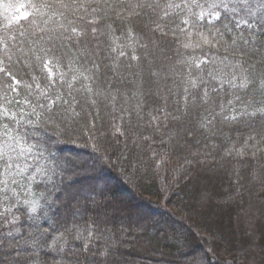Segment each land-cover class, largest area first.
<instances>
[{
    "label": "trees",
    "instance_id": "16d2710c",
    "mask_svg": "<svg viewBox=\"0 0 264 264\" xmlns=\"http://www.w3.org/2000/svg\"><path fill=\"white\" fill-rule=\"evenodd\" d=\"M29 2L0 0V41L9 45L6 52L0 43V67L25 83L40 75L24 66L32 55L28 49L43 43L32 44L37 33L16 19L21 15L16 9ZM96 27L102 33L99 42L86 37L77 49L64 41L69 46L62 51L66 61L74 59L95 72L93 87L102 93L98 105L88 109L81 102L79 116L69 112L57 122L33 114L40 126L20 129L33 134L30 163L46 174H37L28 197L38 201L37 212L25 215L20 209L18 224L0 223V264H66L53 240L73 220L80 225L96 221L91 250L80 254L79 245L73 248L88 264L106 259L117 264H264V117L257 111L264 107V52L229 57L255 63L248 88L225 84L221 89L213 82L219 95L185 109L189 51L173 43L171 35H161L158 46L151 44L145 27L134 29L129 39L111 12ZM149 27L155 26L149 22ZM112 47L128 53L116 67ZM133 49L140 61L130 59ZM214 54L215 49L209 56ZM93 62L100 65L98 72ZM4 78L0 72V81ZM253 111L255 116L247 114ZM234 115L237 121L230 119ZM152 116L158 119L150 127ZM244 141L243 157L235 151L228 155ZM85 161L87 170L81 171ZM134 210L142 214L132 220Z\"/></svg>",
    "mask_w": 264,
    "mask_h": 264
},
{
    "label": "snow or ice",
    "instance_id": "6c2138e0",
    "mask_svg": "<svg viewBox=\"0 0 264 264\" xmlns=\"http://www.w3.org/2000/svg\"><path fill=\"white\" fill-rule=\"evenodd\" d=\"M16 11L21 13L16 19L25 21L37 33V40L31 43H43L38 48L28 49L32 55L24 66L31 67L33 73H40L39 76L32 75L31 83L23 82L0 67L5 77L0 81V92L3 93L0 95V223L12 226L19 222L16 212L20 209L24 210L25 215L37 212L38 201L29 200L28 197L33 191L37 174H46V170L30 163L29 157L36 149V145L29 142L33 134L20 129L40 126L39 121L31 119L33 114L46 116L52 122H57L58 116L67 119L65 114L69 112L79 116L76 108L81 102L83 107L92 109L98 105L102 95L98 88L93 87L95 72L92 69L84 68L83 64L77 66L74 59L66 61L67 53L62 49L69 45L64 44V41L71 42L70 46L77 49L85 43L86 37L99 42L102 33L96 25L109 12L114 13L125 26L129 39L134 38V29L138 27L148 28L152 34L148 37L149 42L157 46L161 35H171L173 43H179L191 56L190 60L184 61L188 68L183 96L185 109L195 107L197 100L209 104L213 93L219 95L213 82L218 83L221 89L225 84L234 89L248 88L253 83L250 76L256 70L255 63L250 64L248 60L233 61L229 57L237 54L249 56V50L264 52V0H165L163 4L161 0H30ZM149 22L155 27H149ZM108 27L111 28V25ZM57 40L61 43L57 44ZM0 43L7 52L8 43ZM125 46L117 45L121 49ZM117 47L111 48L113 53H117L113 58V67L118 66L120 59L128 55L123 50L117 52ZM141 47L147 50L149 44ZM213 49L215 54L209 56ZM177 52L179 54V49ZM196 52L201 56H196ZM217 56H220L218 62ZM249 58L255 60L254 56ZM130 59L140 61L141 56L133 49ZM3 63L0 60V64ZM260 63L264 64V56L260 58ZM93 67L96 72L100 69V65L94 62ZM237 80L240 83H236ZM261 80V87L264 88V72ZM235 99L240 100V97L236 96ZM111 100L115 102L116 97H111ZM220 107L223 108V104ZM257 111L264 117V107ZM247 114L255 116L256 111ZM88 115H91V111ZM157 119L152 116L149 126L156 123ZM173 119L179 118L174 116ZM230 119L237 121L238 117L234 115ZM201 126L206 127L204 124ZM115 130L124 135L119 127ZM248 139L254 137L249 134ZM247 147L248 143L244 141L239 149L233 146L228 155L235 151L236 155L243 157ZM80 170H87L86 161L81 163ZM95 225V220L84 225L73 220L66 223L54 237V250L61 254L66 264H88V258L85 256L81 260L73 248L79 245L80 254L91 250ZM105 264L117 262L115 259H106Z\"/></svg>",
    "mask_w": 264,
    "mask_h": 264
},
{
    "label": "rangeland",
    "instance_id": "374dc122",
    "mask_svg": "<svg viewBox=\"0 0 264 264\" xmlns=\"http://www.w3.org/2000/svg\"><path fill=\"white\" fill-rule=\"evenodd\" d=\"M31 160V159H30ZM138 211V210H137ZM142 214V211H138V213L134 210V214H133V216H132V220H134V219H136V216L137 215H141ZM66 216H68V213H67V215ZM129 217H131V215H128ZM120 219H123L122 217L120 218Z\"/></svg>",
    "mask_w": 264,
    "mask_h": 264
}]
</instances>
